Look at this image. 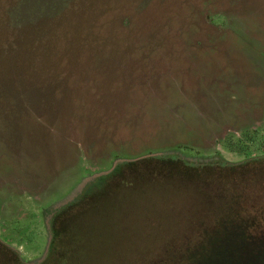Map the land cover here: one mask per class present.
<instances>
[{"label":"rangeland","instance_id":"obj_1","mask_svg":"<svg viewBox=\"0 0 264 264\" xmlns=\"http://www.w3.org/2000/svg\"><path fill=\"white\" fill-rule=\"evenodd\" d=\"M158 151L264 155V0H0L3 243L37 261L51 205ZM263 162L202 187L120 188L71 264H264ZM245 232L257 243L235 254Z\"/></svg>","mask_w":264,"mask_h":264},{"label":"trees","instance_id":"obj_2","mask_svg":"<svg viewBox=\"0 0 264 264\" xmlns=\"http://www.w3.org/2000/svg\"><path fill=\"white\" fill-rule=\"evenodd\" d=\"M264 161V155L248 158L240 162L201 161L188 158L174 152H150L139 158H128L116 164L114 169L89 183L82 193L73 201L55 211L49 218V240L43 256L35 262L22 260L18 252L0 240V264H71L73 246L78 245L89 231L88 221L94 210L107 204L120 188L135 187L141 180L154 177L164 181H175L180 184L205 186L214 181L227 182L232 174L241 169L250 168L253 164ZM264 163V162H263ZM153 165V169H150ZM218 228V227H217ZM240 229V228H238ZM238 229L235 233H237ZM199 234L203 230L198 228ZM217 231V229L215 230ZM208 233V232H207ZM214 235L216 233L209 232ZM252 232L246 233L242 247L235 245L236 252L249 253L251 246L256 245ZM264 237V234L261 236ZM260 240V239H259ZM234 243V241H231ZM233 245V244H232ZM238 256V258H237ZM232 264L243 261L238 254ZM237 258V259H236ZM218 264L227 263L220 254Z\"/></svg>","mask_w":264,"mask_h":264},{"label":"water","instance_id":"obj_3","mask_svg":"<svg viewBox=\"0 0 264 264\" xmlns=\"http://www.w3.org/2000/svg\"><path fill=\"white\" fill-rule=\"evenodd\" d=\"M123 159H118L114 162V164L107 170L105 171H99L96 172L88 177H86L71 193H69V195H67L66 197H64L63 199L59 200L58 202H56L55 204L51 205L48 208V216H51L55 211H57L58 209H60L61 207L65 206L67 203L73 201L74 199H76L84 190V188L91 183L92 181H94L96 178H98L101 175H105L110 173L114 167L116 166V164L120 161H122ZM49 240V238H48ZM47 247V246H46Z\"/></svg>","mask_w":264,"mask_h":264}]
</instances>
